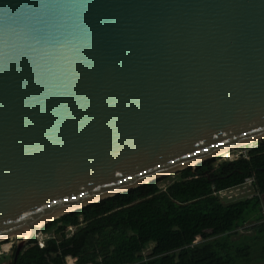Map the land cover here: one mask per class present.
Listing matches in <instances>:
<instances>
[{
  "label": "water",
  "instance_id": "obj_1",
  "mask_svg": "<svg viewBox=\"0 0 264 264\" xmlns=\"http://www.w3.org/2000/svg\"><path fill=\"white\" fill-rule=\"evenodd\" d=\"M264 139V0H0V241Z\"/></svg>",
  "mask_w": 264,
  "mask_h": 264
},
{
  "label": "trees",
  "instance_id": "obj_2",
  "mask_svg": "<svg viewBox=\"0 0 264 264\" xmlns=\"http://www.w3.org/2000/svg\"><path fill=\"white\" fill-rule=\"evenodd\" d=\"M178 174L165 190L157 180L47 224L42 232L55 231L56 239L44 249L32 239L9 264H237L262 246V197L225 204L213 194L253 177L264 196V142L249 160L212 159ZM81 217L86 225L66 238Z\"/></svg>",
  "mask_w": 264,
  "mask_h": 264
},
{
  "label": "built area",
  "instance_id": "obj_3",
  "mask_svg": "<svg viewBox=\"0 0 264 264\" xmlns=\"http://www.w3.org/2000/svg\"><path fill=\"white\" fill-rule=\"evenodd\" d=\"M264 140V139H263ZM255 148V147H254ZM237 150V149H236ZM252 150V149H251ZM250 150V151H251ZM234 151V150H233ZM250 151H246L242 155H233L231 153H226V158L223 162L227 161H236L241 158L249 160V153ZM224 155V154H223ZM255 179L253 177L247 178L245 182L237 187H232L220 191L214 192V196L219 198L223 203H236L238 201L252 199L254 197L260 196L259 192H257L254 188ZM264 213V207H263ZM85 222L81 217L79 219V224L75 226H69L66 230V238H72L76 233H78L84 226ZM13 238L4 239L0 241V260H5L9 258L8 256H12L13 251L16 250L18 243L12 242ZM35 241V245H38L41 249H44L47 245L48 241L55 240L56 234L55 231L44 233L42 229L39 230L34 237L32 238ZM97 239V237H96ZM21 240V239H20ZM12 242V243H11ZM76 259L68 258L65 264H75Z\"/></svg>",
  "mask_w": 264,
  "mask_h": 264
},
{
  "label": "rangeland",
  "instance_id": "obj_4",
  "mask_svg": "<svg viewBox=\"0 0 264 264\" xmlns=\"http://www.w3.org/2000/svg\"><path fill=\"white\" fill-rule=\"evenodd\" d=\"M261 142H264L263 139H261L260 141L258 142H255L253 144H250L248 146H244L242 148H239L237 150H234V151H231L229 153L233 154V155H242L245 153V150L248 152L250 151L251 149H253L254 147H256L258 144H260ZM226 158V155H221V156H218L214 159H217V163H221L225 160ZM180 179V174L178 173H175V174H172L170 176H166V177H163L161 179H159V186L161 187V189L165 190L169 185H171L172 183H174L175 181H178ZM262 197V202H263V207H264V196H261ZM240 234H248V235H251L253 232L252 231H245L244 229L240 230ZM234 239H237V238H234ZM200 240V239H199ZM20 241V238H13L12 239V242H16V243H19ZM11 242V243H12ZM262 246L264 247V239H263V242H262ZM262 246H254V251H252V254L245 260L241 261V262H238L237 264H264V252L262 250ZM153 247V245H151L144 253V255H148V253L151 252V248ZM9 258H6L5 260H0V264H9L10 263V260H11V255L8 256Z\"/></svg>",
  "mask_w": 264,
  "mask_h": 264
}]
</instances>
